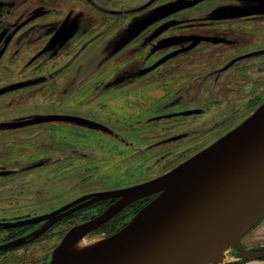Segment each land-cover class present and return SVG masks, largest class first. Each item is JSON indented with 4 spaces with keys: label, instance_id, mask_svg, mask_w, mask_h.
Instances as JSON below:
<instances>
[{
    "label": "rangeland",
    "instance_id": "374dc122",
    "mask_svg": "<svg viewBox=\"0 0 264 264\" xmlns=\"http://www.w3.org/2000/svg\"><path fill=\"white\" fill-rule=\"evenodd\" d=\"M41 75L0 95V245L22 240L0 250L7 264H52L67 230L111 204L90 194L154 179L259 110L264 0H0V87ZM150 200L114 215L118 230ZM23 220L34 229L5 239ZM97 228L78 242L113 234ZM244 236L212 260L264 264L250 257L264 239Z\"/></svg>",
    "mask_w": 264,
    "mask_h": 264
},
{
    "label": "water",
    "instance_id": "95a60500",
    "mask_svg": "<svg viewBox=\"0 0 264 264\" xmlns=\"http://www.w3.org/2000/svg\"><path fill=\"white\" fill-rule=\"evenodd\" d=\"M46 79L38 76L9 83L0 87V95ZM151 195L155 196L144 207V215L95 247L58 264H203L213 257L222 259L223 249L235 240L238 243L264 214V103L227 136L168 172L135 186L90 194L99 200H116L69 228L58 249L78 242L128 204ZM67 213H55L49 222ZM32 222L35 220L19 223ZM21 241L1 244L0 250Z\"/></svg>",
    "mask_w": 264,
    "mask_h": 264
},
{
    "label": "trees",
    "instance_id": "16d2710c",
    "mask_svg": "<svg viewBox=\"0 0 264 264\" xmlns=\"http://www.w3.org/2000/svg\"><path fill=\"white\" fill-rule=\"evenodd\" d=\"M3 95V94H2ZM151 197H146V198H142L136 202H133L131 204H129L128 206L125 207L126 211H129V213H135L140 204H142L143 202H146L150 199ZM107 202H110L111 199L106 200ZM118 219H114V217H112L111 219H109L108 221H106L105 223H103L101 226H99L97 228V230L101 231L104 228H106L107 226L109 227L108 229L106 228V233L108 235L114 233L115 231L118 230V228H120V226L123 225V218L120 219L118 222H116ZM70 223V222H68ZM33 224L28 223V224H22V225H17V227H15L14 230H16V233L11 232L13 229H7L8 233H7V237H5V239H12V238H17L20 236H23L25 234H27L28 232H30L31 230L34 229ZM11 230V231H10ZM30 241V240H29ZM1 254V253H0ZM42 262H38V263H33L32 261L28 264H41ZM0 264H7L5 260L0 261ZM228 264H236L234 262H229Z\"/></svg>",
    "mask_w": 264,
    "mask_h": 264
},
{
    "label": "bare ground",
    "instance_id": "6f19581e",
    "mask_svg": "<svg viewBox=\"0 0 264 264\" xmlns=\"http://www.w3.org/2000/svg\"><path fill=\"white\" fill-rule=\"evenodd\" d=\"M147 212V209L143 210L138 216L137 218L141 217L142 215H144ZM101 242H90L88 244H83L81 242H76V243H71V244H66L64 246V248H62V250H60L59 252H57L55 254V262L54 263H61V261L63 262V260L66 259H72L75 258V256L86 252L87 250L95 247L96 245H98ZM203 264H216L214 260H210V261H206Z\"/></svg>",
    "mask_w": 264,
    "mask_h": 264
},
{
    "label": "crops",
    "instance_id": "0c3cea01",
    "mask_svg": "<svg viewBox=\"0 0 264 264\" xmlns=\"http://www.w3.org/2000/svg\"><path fill=\"white\" fill-rule=\"evenodd\" d=\"M253 228L251 229V231L247 235H246V233L248 230L243 234L246 236V237L244 236L245 238H243L244 246H250V245L262 243V241L264 239V229L261 228L259 230H253Z\"/></svg>",
    "mask_w": 264,
    "mask_h": 264
},
{
    "label": "flooded vegetation",
    "instance_id": "af4514ba",
    "mask_svg": "<svg viewBox=\"0 0 264 264\" xmlns=\"http://www.w3.org/2000/svg\"><path fill=\"white\" fill-rule=\"evenodd\" d=\"M41 76H45V75H41ZM36 77H38V76H36ZM47 77V79H48V76H46ZM32 78H34V77H32ZM46 79V80H47ZM25 80V79H24ZM20 81V80H19ZM44 82V81H43ZM42 83V82H41ZM38 84H40V83H38ZM35 85H37V84H35ZM32 86H34V85H32ZM22 89V88H21ZM18 90V89H17ZM155 195H151V196H148V197H151L150 199H152L153 197H154ZM144 198H146V197H144ZM111 199V202L110 203H112L113 201H115L116 200V198H110ZM142 199V198H141ZM108 200V199H107ZM140 200V199H139ZM138 201V200H137ZM134 202H136V201H134ZM133 203V202H132ZM131 204V203H130ZM129 205V204H128ZM127 205V206H128ZM126 207V206H125ZM121 212V211H120Z\"/></svg>",
    "mask_w": 264,
    "mask_h": 264
}]
</instances>
